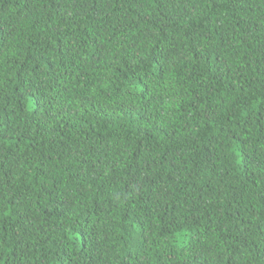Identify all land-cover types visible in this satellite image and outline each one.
<instances>
[{
  "label": "trees",
  "instance_id": "1",
  "mask_svg": "<svg viewBox=\"0 0 264 264\" xmlns=\"http://www.w3.org/2000/svg\"><path fill=\"white\" fill-rule=\"evenodd\" d=\"M0 264H264V0H0Z\"/></svg>",
  "mask_w": 264,
  "mask_h": 264
},
{
  "label": "clouds",
  "instance_id": "2",
  "mask_svg": "<svg viewBox=\"0 0 264 264\" xmlns=\"http://www.w3.org/2000/svg\"><path fill=\"white\" fill-rule=\"evenodd\" d=\"M177 240L179 239V237L177 236V238H176Z\"/></svg>",
  "mask_w": 264,
  "mask_h": 264
}]
</instances>
